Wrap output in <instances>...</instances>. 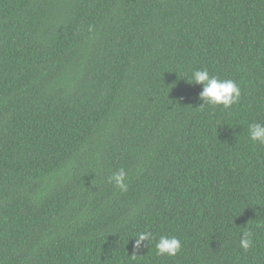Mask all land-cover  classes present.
Returning a JSON list of instances; mask_svg holds the SVG:
<instances>
[{
    "label": "trees",
    "instance_id": "1",
    "mask_svg": "<svg viewBox=\"0 0 264 264\" xmlns=\"http://www.w3.org/2000/svg\"><path fill=\"white\" fill-rule=\"evenodd\" d=\"M202 68L238 103L201 108ZM255 122L264 0H0V264H264Z\"/></svg>",
    "mask_w": 264,
    "mask_h": 264
},
{
    "label": "clouds",
    "instance_id": "2",
    "mask_svg": "<svg viewBox=\"0 0 264 264\" xmlns=\"http://www.w3.org/2000/svg\"><path fill=\"white\" fill-rule=\"evenodd\" d=\"M184 78L188 83L202 85V90L199 92V99L202 101L199 104L201 108L205 105H211L223 106L224 109H229L238 103L241 97L240 85L235 80L222 79L217 75H212L207 68L193 70L190 75ZM248 138L250 141L264 145V123L255 122L249 124ZM126 181L127 174L123 168L117 169L108 177V183L114 185L121 192L128 190ZM253 235L254 233L251 230H245L240 234L239 245L245 251L253 246ZM130 237L134 238L133 253H135L131 255V259L135 260L138 256L135 250H139L143 246V242L152 240L153 233L146 230ZM181 247L180 239L174 235H160L155 243L157 256H176L180 252Z\"/></svg>",
    "mask_w": 264,
    "mask_h": 264
}]
</instances>
